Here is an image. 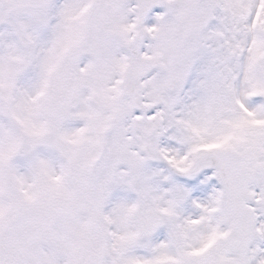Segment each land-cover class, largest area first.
Wrapping results in <instances>:
<instances>
[{
    "label": "snow or ice",
    "instance_id": "1",
    "mask_svg": "<svg viewBox=\"0 0 264 264\" xmlns=\"http://www.w3.org/2000/svg\"><path fill=\"white\" fill-rule=\"evenodd\" d=\"M0 264H264V0H0Z\"/></svg>",
    "mask_w": 264,
    "mask_h": 264
}]
</instances>
